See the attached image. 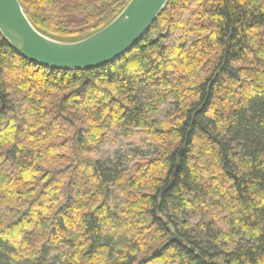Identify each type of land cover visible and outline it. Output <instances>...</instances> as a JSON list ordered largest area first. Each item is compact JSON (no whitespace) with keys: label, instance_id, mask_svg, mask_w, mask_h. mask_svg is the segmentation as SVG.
Instances as JSON below:
<instances>
[{"label":"trees","instance_id":"trees-1","mask_svg":"<svg viewBox=\"0 0 264 264\" xmlns=\"http://www.w3.org/2000/svg\"><path fill=\"white\" fill-rule=\"evenodd\" d=\"M20 2L42 34L75 42L130 0ZM118 129L157 151L108 164ZM65 248L51 264H264V0H169L95 69L35 64L0 32V264Z\"/></svg>","mask_w":264,"mask_h":264},{"label":"water","instance_id":"water-1","mask_svg":"<svg viewBox=\"0 0 264 264\" xmlns=\"http://www.w3.org/2000/svg\"><path fill=\"white\" fill-rule=\"evenodd\" d=\"M169 0H130L107 26L75 42L58 41L32 24L20 0H0V32L23 57L53 69L106 66L132 50L147 34Z\"/></svg>","mask_w":264,"mask_h":264},{"label":"rangeland","instance_id":"rangeland-1","mask_svg":"<svg viewBox=\"0 0 264 264\" xmlns=\"http://www.w3.org/2000/svg\"><path fill=\"white\" fill-rule=\"evenodd\" d=\"M176 101L173 98L163 104L160 109L154 114V119L164 121L171 112L175 111ZM157 146L152 137L139 129L126 131L123 129L114 130L109 135V138L100 146V157L108 164H120L123 168H129L135 164L140 158L151 157L157 151ZM117 201H113V207H116ZM194 225L201 223L202 220L197 218L190 220ZM225 231L228 227L223 224H217ZM65 249H61L49 255L48 262H58Z\"/></svg>","mask_w":264,"mask_h":264}]
</instances>
